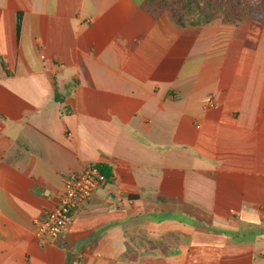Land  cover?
<instances>
[{
    "label": "crops",
    "instance_id": "0c3cea01",
    "mask_svg": "<svg viewBox=\"0 0 264 264\" xmlns=\"http://www.w3.org/2000/svg\"><path fill=\"white\" fill-rule=\"evenodd\" d=\"M146 2L0 0V264H264V26ZM91 165L110 183L39 238Z\"/></svg>",
    "mask_w": 264,
    "mask_h": 264
},
{
    "label": "built area",
    "instance_id": "2783aa9c",
    "mask_svg": "<svg viewBox=\"0 0 264 264\" xmlns=\"http://www.w3.org/2000/svg\"><path fill=\"white\" fill-rule=\"evenodd\" d=\"M209 106H214V102L211 101ZM110 181L111 177L103 174L95 165L69 175L59 204L36 223V235L41 239L58 240L72 223L74 213Z\"/></svg>",
    "mask_w": 264,
    "mask_h": 264
},
{
    "label": "trees",
    "instance_id": "16d2710c",
    "mask_svg": "<svg viewBox=\"0 0 264 264\" xmlns=\"http://www.w3.org/2000/svg\"><path fill=\"white\" fill-rule=\"evenodd\" d=\"M196 1V15L190 21L193 26H200L208 23L223 14L226 20L237 22L240 21L248 12L256 13L264 26V0H220L223 5H217L214 0H147V6L155 15L163 14L171 10L176 4H179V10L190 12L193 8V2ZM223 6L220 12L219 8ZM261 31V25L253 22L248 33V39L257 41ZM57 99L59 97L57 96ZM103 174L111 177L110 169L105 165H95Z\"/></svg>",
    "mask_w": 264,
    "mask_h": 264
},
{
    "label": "rangeland",
    "instance_id": "374dc122",
    "mask_svg": "<svg viewBox=\"0 0 264 264\" xmlns=\"http://www.w3.org/2000/svg\"><path fill=\"white\" fill-rule=\"evenodd\" d=\"M225 1V0H223ZM214 2L217 4V5H223V3L220 1V0H214ZM195 4H196V1L193 2V8L190 12H184V11H181L179 10V4H176L174 7L171 8L172 12L176 15V17H178L181 21H184V22H188L190 21L192 18H194V16L196 15V7H195ZM223 6H221L219 8V11L221 12L223 10L222 8ZM247 14H251L255 17H258L256 13H252L251 11L248 12ZM262 18L260 17L259 20H261Z\"/></svg>",
    "mask_w": 264,
    "mask_h": 264
}]
</instances>
